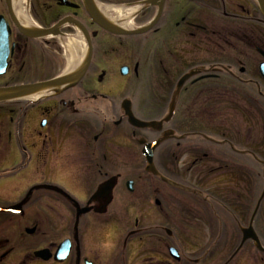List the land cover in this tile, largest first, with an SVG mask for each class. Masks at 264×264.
Listing matches in <instances>:
<instances>
[{"label": "flooded vegetation", "instance_id": "flooded-vegetation-1", "mask_svg": "<svg viewBox=\"0 0 264 264\" xmlns=\"http://www.w3.org/2000/svg\"><path fill=\"white\" fill-rule=\"evenodd\" d=\"M0 264H264V0H0Z\"/></svg>", "mask_w": 264, "mask_h": 264}, {"label": "water", "instance_id": "water-1", "mask_svg": "<svg viewBox=\"0 0 264 264\" xmlns=\"http://www.w3.org/2000/svg\"><path fill=\"white\" fill-rule=\"evenodd\" d=\"M108 28L110 30L114 31V32H117V33L125 32V31L117 30L114 27H111L110 25H109ZM147 28H148V26L147 27H144V28H141L139 30L133 31V32H141V31L146 30ZM1 66H3V62H1ZM80 76H81L80 75V72H78V70H77L71 76H61V77H57V78H54V79H51V80H48V81H45V82H41V83L34 84L32 86H22L20 88L28 87V88H32V89H41V88L44 89V88H48V87H59V86L62 87V85L67 84V83L71 82L72 80L79 78ZM186 76H188V75H186ZM186 76H184L182 79H180L179 85L182 84L183 81H185ZM178 88L179 87H177V89ZM27 90H29V89H27ZM31 90L28 91V92H31ZM174 91L175 92H174V94L172 96V99H171V101H169L170 102V104H169V110L167 111V114L165 115V117L161 121L168 120L170 118L171 114H172V111H173V108H174V102H175L176 95H177V90H174ZM18 96H20V95H18ZM132 120L134 122L136 121L134 119H132ZM136 122H138V124H140V126H153V124H154L153 121H151V122H145V123L144 122H139V121H136ZM145 170L147 172H150L151 174H155V175L156 174H159V173H157V170L155 169V166L153 164V160H152L151 156H148V155H147V162H146V165H145ZM162 178H164V177H162ZM164 180H166V179L164 178Z\"/></svg>", "mask_w": 264, "mask_h": 264}, {"label": "bare ground", "instance_id": "bare-ground-1", "mask_svg": "<svg viewBox=\"0 0 264 264\" xmlns=\"http://www.w3.org/2000/svg\"><path fill=\"white\" fill-rule=\"evenodd\" d=\"M131 11H133V10L132 9H130V10L126 9L124 12H119L118 16L125 15L126 13H129ZM79 47H80L81 51H84L85 46L83 45V42L80 39H79ZM71 63H72V61H71ZM71 63L68 62V65L71 66ZM43 92H44V90H41L38 93H33L32 96L30 95V97L33 98V99H36V98L40 97L42 94H44Z\"/></svg>", "mask_w": 264, "mask_h": 264}, {"label": "rangeland", "instance_id": "rangeland-1", "mask_svg": "<svg viewBox=\"0 0 264 264\" xmlns=\"http://www.w3.org/2000/svg\"><path fill=\"white\" fill-rule=\"evenodd\" d=\"M189 175H191V176H192V178L199 177V173H193V172H190V171H189V173H187V176H189ZM194 181L198 182V181H197V179H196V180H194Z\"/></svg>", "mask_w": 264, "mask_h": 264}]
</instances>
